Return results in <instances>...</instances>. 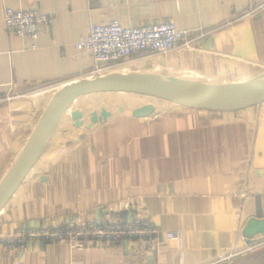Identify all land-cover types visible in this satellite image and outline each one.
Returning <instances> with one entry per match:
<instances>
[{
	"label": "crops",
	"instance_id": "obj_1",
	"mask_svg": "<svg viewBox=\"0 0 264 264\" xmlns=\"http://www.w3.org/2000/svg\"><path fill=\"white\" fill-rule=\"evenodd\" d=\"M99 3L98 11H89L86 0H0V182L50 100L31 93L89 77L93 59L74 44L92 24L171 21L177 30L196 33L195 50L165 58L145 54L123 65L130 73L220 88L264 72V0ZM6 6L37 10L51 24L35 41L19 38L5 30ZM146 104L155 107L153 116L132 117ZM81 107L72 104L61 116L0 210V238L106 211L124 219L128 202L155 224L154 242L69 247L32 241L24 250L0 244V264H215L232 252L239 253L232 264H264V101L227 113L149 101L117 102V114L108 104L88 113ZM75 110L83 113L80 128L70 118ZM103 111L110 116L91 125L92 115L100 118Z\"/></svg>",
	"mask_w": 264,
	"mask_h": 264
},
{
	"label": "built area",
	"instance_id": "obj_2",
	"mask_svg": "<svg viewBox=\"0 0 264 264\" xmlns=\"http://www.w3.org/2000/svg\"><path fill=\"white\" fill-rule=\"evenodd\" d=\"M86 1L89 11L100 9L99 0ZM3 22L7 33L32 41L37 39L40 30L51 24L50 18L37 10L14 9L9 6L3 10ZM194 41L196 38L191 37L187 31L177 30L171 21L143 27H123L118 21L110 20L106 24L90 25L88 35L75 43L74 48L88 52L93 59L94 74L102 76L100 72L138 55H166L180 49L191 50ZM123 208L130 213L124 219L118 211H106L91 219L72 217L57 222L68 223L62 229H21L12 236L0 238V244L9 248L19 245V249L24 250L27 243L32 241H47L70 247L87 243H119L125 240L154 242L158 231L153 221L141 210L134 209L131 203H123ZM174 237L179 240L178 234ZM238 254L232 252L222 255L215 264H232Z\"/></svg>",
	"mask_w": 264,
	"mask_h": 264
},
{
	"label": "water",
	"instance_id": "obj_3",
	"mask_svg": "<svg viewBox=\"0 0 264 264\" xmlns=\"http://www.w3.org/2000/svg\"><path fill=\"white\" fill-rule=\"evenodd\" d=\"M100 93L133 94L185 109L227 113L264 101V76L257 81L220 88L191 87L132 72L85 78L63 85L47 103L31 136L0 182V210L12 198L32 169L61 116L74 100L81 95ZM154 113L155 107L146 104L133 109L131 115L136 119H147ZM109 116L104 111L101 112L100 118L93 114L90 124L97 123L99 119L106 120ZM70 118L74 127L83 126L82 111L71 112Z\"/></svg>",
	"mask_w": 264,
	"mask_h": 264
},
{
	"label": "rangeland",
	"instance_id": "obj_4",
	"mask_svg": "<svg viewBox=\"0 0 264 264\" xmlns=\"http://www.w3.org/2000/svg\"><path fill=\"white\" fill-rule=\"evenodd\" d=\"M188 34L191 36V37H194L195 38V35L196 33H192L190 31H187ZM192 41V40H191ZM195 43V41H194ZM181 50H184V49H180ZM191 50H195V48H192L191 47ZM176 51H179V50H176ZM174 52V51H172ZM170 52V53H172ZM170 53L166 54V55H153L154 57H167ZM145 55V54H143ZM143 55H138L124 63H120L116 66H114L113 68L109 69V70H106V71H102L100 72V75H107V74H112V73H130L128 69H126V67H123V65L129 63L130 61H132L133 59H141V57ZM147 55V54H146ZM148 55H152V54H148ZM124 65V66H125ZM95 72V67L93 66L92 67V70L89 74V77L88 78H94L96 77L97 75L94 74ZM143 72V73H142ZM146 72V71H145ZM135 73H139V74H147V73H144V71H135ZM252 76V75H251ZM247 78L243 79V81H245ZM63 85V83H56V84H49V85H43L42 87H40L39 89H37L34 93H31L33 94L34 97H36L37 94H41V95H44L43 98H47V99H51V97L54 95V93L56 91H58ZM110 98V99H109ZM112 98V99H111ZM117 99V101H115ZM138 101H149V102H153L155 104H161L163 102H160V101H156V100H152V99H149V98H145V97H141V96H137V95H133V94H118V93H111V94H90V95H81L79 97H77L74 102L72 103L73 105H77V106H82L81 109L84 110V112H89L91 110H98L100 107H103L104 104H108L111 106V109L113 110V112L116 113V104L117 102H120V103H125L127 105H135V103H140ZM74 138H76L74 136ZM78 139V138H76ZM68 224V223H67ZM66 222L64 223H57V224H52V223H48V224H45V225H42L38 228V230H43V229H53L54 227H58V229H62L64 227L67 226ZM2 238V237H1ZM6 247H8L7 245H4ZM70 247V246H69Z\"/></svg>",
	"mask_w": 264,
	"mask_h": 264
},
{
	"label": "bare ground",
	"instance_id": "obj_5",
	"mask_svg": "<svg viewBox=\"0 0 264 264\" xmlns=\"http://www.w3.org/2000/svg\"><path fill=\"white\" fill-rule=\"evenodd\" d=\"M264 76V72L261 71L259 73L253 74L252 76H250L249 78H247L245 81H243L242 83H249V82H253V81H257L259 79H261ZM241 83V84H242Z\"/></svg>",
	"mask_w": 264,
	"mask_h": 264
}]
</instances>
